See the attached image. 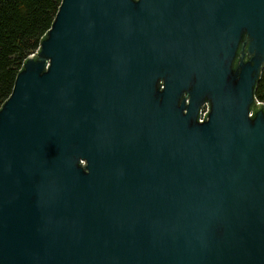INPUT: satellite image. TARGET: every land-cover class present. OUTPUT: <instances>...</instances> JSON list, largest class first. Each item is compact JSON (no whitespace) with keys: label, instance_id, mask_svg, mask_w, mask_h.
<instances>
[{"label":"water","instance_id":"1","mask_svg":"<svg viewBox=\"0 0 264 264\" xmlns=\"http://www.w3.org/2000/svg\"><path fill=\"white\" fill-rule=\"evenodd\" d=\"M263 68L264 0H63L0 106V264H264Z\"/></svg>","mask_w":264,"mask_h":264},{"label":"trees","instance_id":"2","mask_svg":"<svg viewBox=\"0 0 264 264\" xmlns=\"http://www.w3.org/2000/svg\"><path fill=\"white\" fill-rule=\"evenodd\" d=\"M63 0H0V106L14 88L26 59L51 28ZM239 59V58H238ZM255 102L264 105V68L257 82Z\"/></svg>","mask_w":264,"mask_h":264},{"label":"built area","instance_id":"3","mask_svg":"<svg viewBox=\"0 0 264 264\" xmlns=\"http://www.w3.org/2000/svg\"><path fill=\"white\" fill-rule=\"evenodd\" d=\"M257 102L260 104L261 103V101H259L258 99H257ZM251 114H252V112H251Z\"/></svg>","mask_w":264,"mask_h":264},{"label":"flooded vegetation","instance_id":"4","mask_svg":"<svg viewBox=\"0 0 264 264\" xmlns=\"http://www.w3.org/2000/svg\"><path fill=\"white\" fill-rule=\"evenodd\" d=\"M238 60V59H237Z\"/></svg>","mask_w":264,"mask_h":264}]
</instances>
